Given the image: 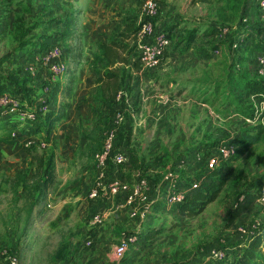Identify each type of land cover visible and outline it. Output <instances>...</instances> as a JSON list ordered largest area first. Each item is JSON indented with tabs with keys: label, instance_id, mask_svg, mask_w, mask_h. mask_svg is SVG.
Returning <instances> with one entry per match:
<instances>
[{
	"label": "rangeland",
	"instance_id": "1",
	"mask_svg": "<svg viewBox=\"0 0 264 264\" xmlns=\"http://www.w3.org/2000/svg\"><path fill=\"white\" fill-rule=\"evenodd\" d=\"M144 1L0 0V58L8 54V58L0 63V71L9 72L7 64L12 66L18 63L27 69L44 70L46 77L50 78L51 74L44 65L43 58H45V52L54 43L59 44L62 48V60L67 66V72L69 67H73L74 70L79 64L83 65L81 68L84 67L86 56L91 58L89 66L94 69L91 70L94 73L93 76L91 75L93 84L84 90L83 106L78 107L74 113L72 110L69 112L71 123H67V125H74L76 119L74 128L77 127L78 130L74 131L73 129L68 133H57V130H54V133H47L39 123L32 124V128L25 130L22 124L19 126L20 123L8 124L0 120V264H8L10 258H16L17 264H105L104 262L116 264L114 247L124 234L130 232L136 234L139 245L131 246L132 248L128 250L124 259L118 261L122 262L121 264H187L197 257L203 258L205 264H214L213 260L207 259L214 247L229 249L234 255L237 253L238 246L246 244L244 240L247 237L239 231L244 228L243 226L249 228L252 224H258L260 230L264 231V203L260 200H257L253 207L238 214L230 222V218L233 217L234 205L240 199V195L246 191L255 177L264 173V143L249 145L244 149V145L239 144L244 130V122L235 118L232 124L233 136L228 141V145H233L236 153L219 163L213 171L219 173L217 178L224 180L223 189L218 197L208 203L198 214L193 216L180 214L176 203L161 199L159 193L152 205L153 216L152 218L147 216L149 221L145 222L143 227L138 225L139 219L128 215L127 211L122 213L125 219L113 213L108 216L102 215V222L99 225L92 223V217L95 214H102L97 200L101 199L104 188L109 191L108 185L116 176V172L124 174L121 165L117 166L111 161L116 152L123 150L127 155V163L132 164V155L135 153H140L144 156L142 158L147 161L151 155L146 154L156 152V150L150 152V147L157 149L165 155L157 171L160 173L164 168L166 172V165L170 161H174L172 159H175L174 164L186 159L185 154L181 153V149L188 147H181V144L190 140H183L182 135L195 136L190 138L193 144H199L203 140L201 135V138L197 137L200 128H203L202 124L184 123L181 115L172 114L170 118L176 119L175 124L158 123L160 131L166 134L165 137L157 140L148 139L151 137L153 127H149L150 119H147V125L142 131L136 129L133 132L134 139L130 140V145L128 143L122 148L116 147L103 169L97 167L95 157L84 149V144H88L86 135L97 125L98 120L102 121V130L97 139L102 143L103 148L104 140L112 127V118L115 122L116 118L122 117L121 114H123L122 108L116 106L117 104L113 105L111 110L105 104L94 101V94L98 86L94 83V78L99 76L98 73H103L101 64L94 61L98 44L106 42L110 38L119 39L118 35L125 30L124 26L128 22H134L137 27L141 19ZM157 2L161 6L157 18L158 27H165L167 30V26L170 28L171 24H180L182 28L177 39L182 37V32L186 34L187 31L194 30L195 38L198 33L200 39L203 36L206 39L205 36H208L211 42H214L213 40L221 41L225 37L224 33L229 34V32H223V28L232 27L230 30L232 35L227 36L225 41L231 40L232 36H242L245 41L246 33L244 32V35L240 32L241 25L238 27L240 14L232 13L231 5L225 6L226 0H168V2L167 0H157ZM250 2L252 0H248L247 14L255 24L256 21L251 16H254L253 13L256 9L254 6L250 7ZM19 19L24 23L27 33L25 40L30 42L28 46H18L12 37L15 32L14 25ZM170 39L174 40V36L170 35ZM172 40H170L171 43ZM126 42L132 53L127 64L122 65L129 75H125L120 83L119 96L123 95L124 101L127 98L131 100L129 101L131 102L132 119H136L138 124L146 114L153 115L155 106L150 104L148 107L144 102L145 94L142 91V86L139 90L137 87L132 90L133 96L130 94L131 88H129L128 80L130 78L131 83L132 69L141 70V65L135 55V41L129 39ZM225 45L227 49L228 43ZM229 46L231 47V43ZM248 54L244 72L251 77L252 69L247 68L252 65L249 60V50ZM215 57H219V55ZM218 59L220 60L221 57ZM221 62L218 61L217 65H220ZM160 65L161 62L158 67ZM13 68L20 71L19 66H13ZM236 74L244 75L239 72ZM73 77L75 74L66 77V80H70L71 89L75 83ZM58 78L49 79V82H55ZM231 81L232 87L227 88L226 92L220 93L217 87L219 93L216 94V98L222 102H231L235 106V97L241 91L238 88V77L232 78ZM78 83L77 80L73 93L79 88ZM89 88L91 89L88 91ZM43 89L46 93L43 99H38L39 101H45L47 95L50 97L49 87ZM81 93L80 90V95ZM86 94H88L87 97ZM61 96L63 97V95ZM119 96L117 99L120 98ZM209 98L212 103V111L217 112L216 114L221 113L223 109L218 108L217 99L212 94L209 95ZM89 99L93 103L86 104V100ZM35 100L32 104L29 103L31 102L29 99L26 102L21 101V104L26 105L25 109L27 110L39 112L37 104H34ZM253 102L256 103L254 99ZM213 106L215 107L213 108ZM254 108L255 112L259 111L257 103ZM127 114L126 110L123 115L127 116ZM250 122V124L257 123L258 119L254 122L250 120ZM151 123L152 125L157 124L155 121ZM120 125L121 120L113 125L116 132ZM140 133H144L146 138L140 136ZM124 134L126 132H123L125 140ZM208 135L206 133V136ZM118 141L121 145L116 144ZM187 145L189 146V143ZM115 146H122V141L118 137L114 141L111 152ZM168 146L171 148L179 146L176 151L180 152L178 154L169 153ZM102 148L97 150L96 154L101 152ZM200 148L202 149V146ZM161 153L152 154L153 158L155 160L160 158L163 156ZM135 155L134 158L137 159H134V166L141 162L139 155ZM205 157L199 154L198 161L192 157L191 160H188L190 161L188 164L186 161L179 168L175 165L170 167L174 170L175 176L187 164L188 168L187 166L186 168L190 170V175L185 178L183 186L169 184L167 196L179 192L180 189L181 194L184 195L193 183L205 184L202 180V177L208 172ZM49 158H53V166L49 169L47 179L45 168ZM144 164L147 165L142 161V170H135L134 173L139 172L138 177L147 179L150 184L153 180L144 169ZM22 179L25 180L28 190H31L35 185H38L40 189L45 187L41 189L39 195L38 192L33 195L32 200L36 202L34 205L36 209L33 212V207L27 221H25L26 211L22 187L19 185ZM161 179L153 181L156 190ZM101 183L104 185L103 187ZM54 185H56L55 190H53ZM130 188L131 186L125 191L120 190L118 193L109 191V193L112 196L130 195ZM92 190L97 192L94 198L89 196ZM50 195L53 198L48 200ZM89 233L92 243L86 247L82 245V240L88 238ZM262 236L264 239V233ZM97 243L101 249H96ZM78 245L80 247L77 250ZM231 253L226 255L227 258L231 257Z\"/></svg>",
	"mask_w": 264,
	"mask_h": 264
},
{
	"label": "crops",
	"instance_id": "2",
	"mask_svg": "<svg viewBox=\"0 0 264 264\" xmlns=\"http://www.w3.org/2000/svg\"><path fill=\"white\" fill-rule=\"evenodd\" d=\"M115 3V1H113ZM168 2V0H167ZM252 2H250L251 4ZM161 7V6H160ZM159 7V9H160ZM159 15V14H158ZM158 18V17H157ZM200 18V16H199ZM158 20L156 21V25L158 26ZM234 26V25H233ZM165 28V27H164ZM180 24H171L170 28L167 26V32L170 33L171 37L174 36V40H172V43L170 46L164 51L163 58L161 61L160 67H158L156 70H136L132 69L133 72H131V83L130 78L128 80L129 88H131V96H133L132 90L137 89L139 90L141 86L143 87L142 91H144L145 94V103L149 107V105L155 106V110L153 115H145L142 117L141 120H139L138 124L136 123V119H132V112H131V100L127 98L126 101L122 105L117 104L116 106H119L122 108L121 110L124 112L127 110L128 114L127 116L121 114V125L119 126V131L126 132L124 134L126 136V139L123 140L124 143L128 144L129 142L134 139L133 132H135L136 129H139L142 131L144 127L147 125L146 121L147 119H150V125L149 127H153V130L151 131V137L148 139L151 140H157L159 138H163L166 136L164 132L160 131V127L158 123H176V119H171L170 117L172 114H179L182 116L184 123H193L197 122V124H202L203 128H200L199 134H197V137L202 136L203 140L199 144H193L191 143L190 138H194L195 136H183V140L189 139L190 141H187L189 143V146L187 143L181 144L182 146L188 147L181 149V153L185 154L184 156L186 159L184 162L187 164L190 162L188 160H191L192 157H194L197 161L199 160L198 155L201 154V156H208L210 154L216 153L219 148L228 145V141L232 139L233 136V121L234 118L241 122H246L247 119L241 116L240 114L236 113L234 110L233 103H226L218 100L216 97L217 93L226 92L227 88L232 87V81L231 79L236 77L232 73L235 72V69L240 66V69H236L239 71V73L247 74L243 72L242 70L245 67V61H247L249 54L248 50L245 46H247V43H243L241 45V48L239 54L237 53V57L235 58V61L237 60H243L239 66L232 67L231 63L233 62L231 56L232 53L229 54L228 48L226 49V43L227 42H221L217 40H213L214 42H221V48L216 49L218 50V53H214V49H212L211 44L214 42H211L209 40L208 36H205L206 39H204V36L200 39L198 38V33H196V38L193 39L190 43L186 42L184 33L182 32V37L177 39L179 36V32L181 30ZM232 27L228 28L229 33L231 32ZM169 30V31H168ZM243 32L242 30L240 31ZM232 33V32H231ZM208 38V39H207ZM199 39V40H198ZM242 41H244V38H242ZM224 43V44H222ZM216 47V46H215ZM204 48L205 52H201V49ZM224 53V54H223ZM216 55H219L221 59L219 60V57H215ZM223 57V58H222ZM15 58V57H14ZM17 58V57H16ZM250 59V58H249ZM87 60V61H86ZM85 60V66L81 68V64L77 65L76 68L73 70V67H69L68 72L60 76L57 79L56 86L59 91L56 93L54 97H52L50 106L47 107V110L54 109L57 113L63 114L62 118L57 119L54 121L51 125L49 133H54V130H57V133H68V131L78 130L74 128V125H76V119L74 120V125L67 123H71L69 121V112L70 110L76 111L78 107L83 106V99H84V90L87 86L92 85V76L94 75L91 70H94L92 67L89 66L90 60L89 56H86ZM218 61H222L220 65H217ZM7 69L9 72H17V69L13 68V66H19V79L20 82L24 81L25 85L28 88H32L33 95L31 94V97L29 100L32 104L35 100V103L37 101L36 96H42L43 90L42 86L45 84V82L48 80L49 77H46V73L44 70H34L31 68H25L18 63L16 65H10L7 64ZM5 67V66H4ZM249 70H251V66L247 67ZM28 71H27V70ZM16 70V71H15ZM90 71V72H89ZM6 70L0 71V86H7V75L8 73ZM71 73V74H69ZM238 73V72H235ZM75 74V77H73L75 83L74 87L71 89V93L65 97L61 96L64 94V91L66 87H71L70 80H66L67 76ZM35 75V76H34ZM92 75V76H91ZM98 75H101L98 73ZM126 75H129V73ZM36 76H38L36 78ZM238 77V76H237ZM236 77V78H237ZM65 79V80H64ZM34 80V81H33ZM79 81L78 86L79 88L75 90V93H73L75 89V84ZM231 81V82H230ZM31 83V84H29ZM131 85V86H130ZM234 86V85H233ZM217 87L219 88V92L217 90ZM229 88V89H230ZM6 89V88H4ZM91 88L88 89V91ZM55 90V89H54ZM80 90L82 91L80 95ZM79 93V94H78ZM54 94V93H53ZM78 94V96H77ZM212 94V96L217 99L218 108L223 109L221 113H214L212 111V103L210 102L209 95ZM88 94H86V97ZM61 98H63L61 100ZM131 98V97H130ZM130 100V101H129ZM93 103L92 101L86 100V104ZM145 104V105H146ZM211 104V105H210ZM215 106H213L214 108ZM7 116H0V120H5ZM141 117V116H139ZM13 120L17 121L16 117H12ZM157 122L156 125H152L151 122ZM13 123V122H10ZM65 123V124H64ZM114 124V118H112V125ZM21 125V124H20ZM66 126V128L64 127ZM174 128L176 129L177 126L175 125ZM140 131V132H141ZM146 132V130H145ZM180 133V132H178ZM206 133L209 135L206 136ZM201 135V136H200ZM140 136L146 138L144 133H140ZM208 137V138H207ZM131 140V141H130ZM129 143V145H130ZM86 143L84 144V149L86 147ZM125 146V145H124ZM202 146V149L200 148ZM179 146H175L173 148L167 147V151L169 153H179L180 151H176V149ZM83 148V146H82ZM150 152L153 150H156V152H159L157 149H153L150 147ZM183 150V151H182ZM146 154L150 156V159L145 161L140 153H135L139 155V159H141L140 163H137V165H133L134 158L136 155H132V164L130 162H126L125 165L121 166V169L123 170L124 174H120L116 172V175L122 176L124 179L128 180L130 183V195L121 194L119 196H112L109 191H107L104 188V193L101 196V199L97 200V205H100L101 213L103 216H108L110 214H116L120 216L122 219H125V217L122 215L124 211H127L129 215L130 208L136 207L138 210L143 209L144 207H147L149 210V217L152 218L153 216V202L156 201L157 195L160 193V198L166 199L167 194H169V184L171 183L163 181V178L161 179V176L165 172V168L158 173V169L160 167V162L164 159V154L161 153L163 156L160 158H157L155 160L154 153ZM180 153V154H181ZM187 153V155H186ZM205 157V159H206ZM193 159V161H195ZM174 161H170L166 165V169H169L174 163L175 159H172ZM142 161L145 162L147 165L144 164V169L146 170L147 174L150 176V179L155 181H160L158 183V189L156 190V187L154 188L155 184L153 181L149 184V187L143 186L140 184V180L138 179V173H134L135 170L139 171L142 167ZM185 164L182 169L178 171V174L175 175V178L172 180L173 183L176 186H183L185 185V178L190 175V170H187L188 166ZM187 166V168H186ZM142 170V169H141ZM157 176V177H155ZM157 178V179H156ZM201 179V178H200ZM202 180L204 182H207V176L204 175L202 177ZM56 185H54L55 190ZM133 196L132 201H128V197ZM53 196L50 195L48 200L52 199ZM48 205V203H47ZM36 207H34L35 212ZM136 219H139V224L142 227L144 224H146L149 219H141L139 217H136ZM146 222V223H145ZM83 241V240H82ZM100 243V242H99ZM97 243L95 245L96 249H101V246H99ZM139 245L138 243H135L133 246ZM80 245L77 246V250L79 249ZM131 247V248H132ZM69 248H71V245H69ZM115 259V258H114ZM113 260V258H112ZM116 264H121L122 262H118L116 259ZM105 264H108L107 262H104ZM115 263V262H114Z\"/></svg>",
	"mask_w": 264,
	"mask_h": 264
},
{
	"label": "trees",
	"instance_id": "3",
	"mask_svg": "<svg viewBox=\"0 0 264 264\" xmlns=\"http://www.w3.org/2000/svg\"><path fill=\"white\" fill-rule=\"evenodd\" d=\"M247 4H248V0H226L225 6L231 5L232 8L230 9L232 13L238 12V14H240L241 16L242 10L244 6ZM253 14L256 15V11H254ZM240 25L242 27L241 28V30L243 31L242 33L244 34L246 29L244 28V26L247 25V23L240 24L239 22L238 27H240ZM124 27L125 30L123 32H120V34L118 35L119 39L110 38L108 41L98 44L97 52L94 58V61L96 62L98 61L103 68V73L94 78V83L98 85L97 90L94 94V101H96L97 103L105 104L106 106L110 107L111 110L113 105L116 104L122 105L124 103L123 95H120L119 99H117L116 96L119 92L120 83L122 82L123 78L126 75V71L124 68H122V65L127 64L128 58L132 53V50L128 48L129 45L126 42V40L131 39L135 41L139 24L136 27L134 22H130V23L128 22V24H126V26ZM14 29L15 32L12 37L14 41L17 43V45L18 46L30 45L29 40H25L27 38V33L24 28V23L21 19L17 20V22L14 25ZM260 33H261L260 28H256L253 25L249 26V32L246 33L245 41H242L241 39L238 42L237 48L232 47V44L235 40L233 36L231 37V40L225 41L227 36H231L232 33L231 32L229 34L225 33V37L224 39L221 40V42H227L228 46L231 43V47L229 46L228 48L229 54L232 53L231 58L233 62L231 63V68L232 67L236 68V65H240L241 62L243 61V60L235 61V58L238 56L237 53L238 54L240 53L238 51L242 49L241 45H243V42L246 43V40L249 39V44L247 43V46L245 47L250 52L249 60H251V63L253 62L252 58H253L254 50L264 51V42L259 38ZM194 36H195L194 30L187 31L185 34L186 42L190 43L191 41H193V39L195 38ZM168 38H170V33H168ZM221 42H215V44L212 43L211 44L212 49L213 48H215L214 50L220 49L221 46H223L221 45ZM203 51L205 52L204 48L201 49V52ZM7 58H8V54L1 57L0 63H2ZM236 69H240V66ZM236 69L235 72H239ZM242 71L244 72V69ZM235 72H233L232 74L237 77L238 75ZM18 74H19L18 69L17 72L14 71L9 72L7 75V83H6L7 86L6 87L0 86V92L3 91L9 92L12 96L19 99L20 101L26 102L31 97V94L33 95V91H32L33 89L28 88L25 85L24 81L20 82ZM251 74H252L251 77H249L248 74L238 76V88L241 92L235 97L234 100L235 103L234 110L236 113L240 114L244 118L251 120L253 122L258 119L257 123L250 124L251 122L246 121L243 124L244 130L239 144L244 145V149L249 145L264 143V108L258 114V112H255V108H254L256 103L253 102L254 99L255 102L261 101L264 104V78L258 77L253 70ZM56 83L57 80H55V82H49L47 80L45 84L41 87L43 90V95L36 96L37 101L36 103H34L37 104L38 108L41 106V103L38 99L39 98L43 99L44 94L46 93V91L43 89L44 87H49L50 97H48L47 95L45 101H43V104L46 105V107H48L51 105V103H53L51 99L59 91V89H57L58 86H56ZM70 93H71V88L66 87L63 96L67 97ZM256 115H259L257 119H256ZM62 117L63 114L57 113L54 109L46 110L43 113L39 112L38 116L34 121L23 124L24 126L23 129L25 130L30 129L33 127L32 124L39 123L42 124V126L46 129L47 133H49L52 123ZM4 121L8 124L10 122L19 123L18 120L17 121L13 120L12 116H7ZM101 130H102V121L98 120L97 125L93 127L86 135V138L88 139V144L86 145L85 149L87 153L91 154L93 157L95 156L97 150H100V148H102L101 146L102 143L99 142L97 139V136ZM117 131L118 132L116 137H118V139L120 138V141H122V146H115V148L110 153V155L114 153L116 147L122 148L126 144L123 141L124 140L123 131L121 130L119 131V129ZM116 144L121 145L119 141ZM52 159L53 158L51 159L49 158V161L47 162V166L45 168V174L47 179L49 177V169L51 168V166H53ZM107 160L109 161L110 159L108 158ZM214 170L215 168L207 172L206 176L208 177L207 178L208 181L204 182L205 184H201V185L199 184L194 188H190L186 192L182 202L176 203V207L180 214L185 216L196 215L200 211H202L208 203L214 201L218 197L219 193L223 189L224 180H222L221 178H217L219 173L213 172ZM19 185H21L22 187V193H23L22 196L25 203V211H26L25 221H27L32 213L34 205L36 204L35 200H32L33 195L36 192H38L39 195L41 193V189L45 187L43 186L40 189L38 185H37L38 187L35 185L31 190H28V186L25 183L24 179H22ZM263 192H264V173L260 174V176L258 177H255L248 186V188L246 189V191L240 195V199L234 205L235 208L232 213L233 217L230 218V222H232L234 220V217H236L238 214L243 213L245 210L249 209L250 207H253L254 204L257 202V200L262 196ZM262 235L263 234H259L253 240L246 241V244L242 246H238L236 248L237 253L233 255L232 252L231 257L224 260V262L223 261L222 263L214 262V264H264V239Z\"/></svg>",
	"mask_w": 264,
	"mask_h": 264
},
{
	"label": "built area",
	"instance_id": "4",
	"mask_svg": "<svg viewBox=\"0 0 264 264\" xmlns=\"http://www.w3.org/2000/svg\"><path fill=\"white\" fill-rule=\"evenodd\" d=\"M250 7L254 6L256 9V15L251 16L255 20V24L252 22V20L249 19L247 10H248V4L244 6L242 10V14L240 16V24L241 23H247V25L244 26L245 32H249V26H255L256 28H260L261 33L259 38L264 41V0H253L251 4H249ZM159 7L160 4L157 2V0H145L142 6L141 11V19L139 21V28L136 33V39L134 42L135 48H136V57L141 65V70H154L156 69L163 58L164 51L170 46V38H168V32L165 30L164 27H158L155 23L157 21L158 13H159ZM256 17V18H255ZM223 32H228V28L224 27ZM225 34V33H224ZM235 40L232 44L233 48L238 47V42L241 39V36H234ZM246 42L249 44V39L246 40ZM46 52H45V58L44 65L47 67L50 75V79L53 80L55 77H60L62 75H65L67 73V66L62 60V48L59 44L54 43ZM215 54L218 53V50L214 51ZM253 62L251 65V69L256 73V75L260 78H264V51H253ZM119 96V92L117 94V98ZM41 106L38 108V111L40 113H43L47 110L46 105L43 104V101H40ZM256 103L259 106L258 114L263 110L264 104L261 101H256ZM26 105H22L21 101L14 96H12L9 92L3 91L0 92V116H15L16 119L19 121L20 124H25L27 122L34 121L36 117L38 116L39 112L30 111L25 109ZM259 115H256L258 117ZM121 120V117L118 116L116 118V121L113 125L116 124L117 121ZM248 122L250 120L247 119ZM112 125V127L109 129V132L107 133V136L103 143L102 151L95 154V159L97 162V167L99 169H103L105 167L107 159L110 157V152L114 146V141L116 139V128ZM236 153L235 147L233 145H226L218 149L216 153L210 154L205 159L206 169L207 171H210L218 166L219 163L223 162L224 160H227L232 155ZM111 161L115 163V165H121L123 166L127 162V155L122 150L120 152H116L112 158ZM182 163H185L184 160H180L177 162L175 167L179 168ZM174 176V170L172 168H169L166 170L165 174L163 175V181L173 183ZM140 184L146 187H149V182L145 178H139ZM151 183V182H150ZM101 186L104 185L101 183ZM130 186V183L128 180L124 179L120 175H116L112 180L111 183L108 185L109 191L115 193L119 192L120 190H127ZM198 186V183H193L191 185V188H194ZM181 190V189H180ZM177 192L172 195L167 196V200L172 203H180L182 202L185 194H181V192ZM97 192L95 190H92L89 194L91 198L96 197ZM133 196L128 197V201H132ZM260 202L264 203V192L262 193V196L258 199ZM129 215L132 217H139L141 219L147 218L149 215V210L147 207H144L143 209L138 210L136 207H131L129 210ZM102 214H95L92 217V223L95 225H99L102 222ZM244 228L239 229L240 233L242 235H245L247 237L244 241H251L253 240L257 235L263 234L264 231L262 229L260 230V227L258 224H252L249 228L243 226ZM91 233V231H90ZM84 239L82 241L83 246H89L92 243L91 236ZM138 238L134 232L126 233L124 234L116 246L114 247V257L117 261H122L127 254L128 250L131 248L132 245L137 243ZM231 251L229 249H224L221 247H214L210 251V255H208L207 259L213 260L214 262H222L227 259L228 254H230ZM8 264H17L16 258H10L8 261ZM187 264H205L203 262V258L197 257L196 259L192 260L191 262Z\"/></svg>",
	"mask_w": 264,
	"mask_h": 264
}]
</instances>
